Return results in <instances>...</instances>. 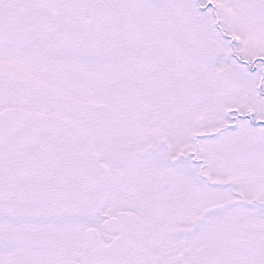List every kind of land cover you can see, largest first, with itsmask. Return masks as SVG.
Masks as SVG:
<instances>
[{
  "label": "snow or ice",
  "instance_id": "1",
  "mask_svg": "<svg viewBox=\"0 0 264 264\" xmlns=\"http://www.w3.org/2000/svg\"><path fill=\"white\" fill-rule=\"evenodd\" d=\"M0 264H264V0H0Z\"/></svg>",
  "mask_w": 264,
  "mask_h": 264
}]
</instances>
